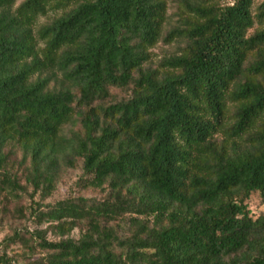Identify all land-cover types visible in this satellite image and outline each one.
<instances>
[{"label": "trees", "instance_id": "obj_1", "mask_svg": "<svg viewBox=\"0 0 264 264\" xmlns=\"http://www.w3.org/2000/svg\"><path fill=\"white\" fill-rule=\"evenodd\" d=\"M18 1L0 0V213L24 226L0 264H264V3L179 0L165 33L168 0ZM161 41L182 45L153 67ZM77 168L92 196L47 202Z\"/></svg>", "mask_w": 264, "mask_h": 264}, {"label": "rangeland", "instance_id": "obj_2", "mask_svg": "<svg viewBox=\"0 0 264 264\" xmlns=\"http://www.w3.org/2000/svg\"><path fill=\"white\" fill-rule=\"evenodd\" d=\"M24 0H19L17 5L19 6ZM211 2H215L219 5H227L230 4V0H207ZM255 8L262 5L264 0H254ZM60 13H56L54 11H50L46 16L38 18L36 24V32L40 29L41 26L49 24L53 19L57 18ZM167 22L165 25V33L171 31L173 28L182 26L181 15L179 10V0H168V12H167ZM180 42H172V43H164L160 42L154 49L151 50V61L149 64L153 67H158L161 62L169 58L173 55L178 54L180 50ZM180 43V44H178ZM40 46L43 48V43H40ZM82 170L80 168L77 169H66L63 170L60 174V177L57 182V186L52 197L48 199L47 202H56L67 197L79 196V195H88L92 196V192H88L87 190L82 189L80 184V179L82 177ZM33 193V189L29 190V193L23 196L21 200L13 201L11 204L13 207L15 206H23L28 208L32 204V196L35 197L36 201L40 199V192L36 195H31ZM251 213L254 217H258L260 214L264 213V204L258 195H254L247 202ZM24 222L15 214H7L3 215L0 213V242H2L7 236H11L16 229L22 228ZM46 225L43 226V228ZM78 232L75 231L73 236H77ZM52 238V236H50ZM13 254L15 256L21 255L23 253L22 249L19 247L13 248ZM20 260H23L20 258Z\"/></svg>", "mask_w": 264, "mask_h": 264}]
</instances>
